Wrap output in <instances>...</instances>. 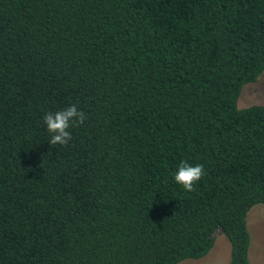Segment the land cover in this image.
Masks as SVG:
<instances>
[{"label":"trees","instance_id":"16d2710c","mask_svg":"<svg viewBox=\"0 0 264 264\" xmlns=\"http://www.w3.org/2000/svg\"><path fill=\"white\" fill-rule=\"evenodd\" d=\"M263 68L264 0H0V264H174L216 228L249 264L264 104L236 98Z\"/></svg>","mask_w":264,"mask_h":264},{"label":"rangeland","instance_id":"374dc122","mask_svg":"<svg viewBox=\"0 0 264 264\" xmlns=\"http://www.w3.org/2000/svg\"><path fill=\"white\" fill-rule=\"evenodd\" d=\"M264 104V68L252 81L242 84L236 106ZM249 235L247 256L249 264H264V202L252 204L245 213ZM210 248L202 256L185 257L174 264H225L229 258V241L220 228L212 232Z\"/></svg>","mask_w":264,"mask_h":264},{"label":"clouds","instance_id":"9594fccd","mask_svg":"<svg viewBox=\"0 0 264 264\" xmlns=\"http://www.w3.org/2000/svg\"><path fill=\"white\" fill-rule=\"evenodd\" d=\"M87 119L83 111L78 110L75 104L56 112H47L43 117V123L50 134L49 144L67 145L72 139L69 131L70 127H77ZM205 174L203 165H192L187 161H182L174 173L175 183L180 185L185 191H193L194 185L202 179Z\"/></svg>","mask_w":264,"mask_h":264}]
</instances>
